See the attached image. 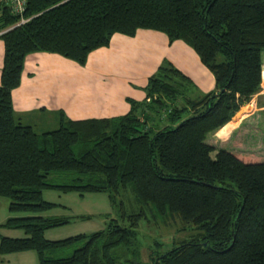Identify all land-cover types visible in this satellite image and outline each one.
I'll use <instances>...</instances> for the list:
<instances>
[{
	"label": "trees",
	"instance_id": "trees-1",
	"mask_svg": "<svg viewBox=\"0 0 264 264\" xmlns=\"http://www.w3.org/2000/svg\"><path fill=\"white\" fill-rule=\"evenodd\" d=\"M140 29L193 47L215 89L200 91L165 60L126 114L75 120L61 111L59 127L42 133L17 117L13 90L28 55L58 53L84 66L115 33ZM0 39V197L12 213L0 228L24 233L0 234L2 255L35 251L37 264H264V157L208 139L262 91L264 0H27L22 14L0 0ZM54 172L70 183L48 181ZM48 188L108 192L120 216L90 234L49 239L47 230L90 215L46 214L59 206L45 200ZM143 221L189 234L138 261Z\"/></svg>",
	"mask_w": 264,
	"mask_h": 264
},
{
	"label": "crops",
	"instance_id": "crops-1",
	"mask_svg": "<svg viewBox=\"0 0 264 264\" xmlns=\"http://www.w3.org/2000/svg\"><path fill=\"white\" fill-rule=\"evenodd\" d=\"M165 60L184 72L200 91L215 89L213 73L193 47L183 40L171 43L161 31L140 29L135 36L115 33L109 46L91 52L84 66L58 53L35 52L28 55L21 84L13 90L16 115L27 124H35L42 118L40 115L47 114L46 127H59L61 111L75 120L126 114L131 108L130 99L142 101L147 98L149 78ZM3 61L4 43L0 39V81ZM260 94L253 98L254 103H257ZM250 106L253 107V104H244L230 122L208 139L219 145L234 147L235 144L231 146L228 142L242 130V124L248 120L250 113L261 110L257 108L248 112L252 110ZM0 200V206L8 208L9 201L5 198ZM10 216L11 212L7 216L0 212V223ZM52 230H47L45 236L57 239ZM0 234L12 237L24 235L21 230L9 228H0ZM37 263L38 255L34 251L5 255L0 252V264Z\"/></svg>",
	"mask_w": 264,
	"mask_h": 264
},
{
	"label": "rangeland",
	"instance_id": "rangeland-1",
	"mask_svg": "<svg viewBox=\"0 0 264 264\" xmlns=\"http://www.w3.org/2000/svg\"><path fill=\"white\" fill-rule=\"evenodd\" d=\"M263 91L264 74L262 91L260 92L262 93L260 94V97L262 99H260L259 97L257 103H254L253 100L250 101V104H253V107L250 106L252 110L248 112H252L257 108L261 110L259 112L254 111L252 114L250 113V115L248 116V120L246 122H243L242 124V130H240L238 134L234 135V138L228 143L231 144V146H234L235 144V147H233L235 149H240L245 152L249 151L253 154L264 157V111H262L264 110V105H261L264 103ZM190 115V112H184L182 119ZM40 117L42 118L40 119L39 123H35L37 125L30 124L38 133L58 128L53 126L46 127L48 125L46 121H48L49 119V116L47 114H42L40 115ZM44 123H46L47 125ZM178 124L179 123H175L173 124V126H176ZM226 144L227 143H225L224 145ZM48 181L61 184L69 182L67 176L63 175L62 173L61 175H59V172H54L49 175ZM43 196L45 200L54 201L55 203L59 204V206H55L46 214H56L59 216L90 215V217L88 218L74 217L69 223L52 228V232L56 233L55 238H65L79 233H93L94 231L101 230L106 226V217L108 220L109 216L110 218H119L120 216V209L118 206H112L111 198L108 192H87L81 194L79 191L62 192L57 189L48 188L44 189ZM0 199H4V197H0ZM123 200L125 201L126 209L128 212H135L137 210L138 205L136 204L135 197L132 194L126 193L123 196ZM0 212H2L4 216H7V214L9 215L10 213L7 206L4 208L0 206ZM19 214L25 216L30 213L19 212ZM188 234L189 231H179L177 227L157 228L152 227L151 225H146L143 221L141 223V226L139 227V235L137 238V241L139 242L140 253L135 260L139 259L142 262H149L147 260L149 259L151 250H156L159 247L162 250L169 249L171 248L175 240L183 239L187 237ZM157 240L161 243L162 246L155 245V241ZM34 253L36 252L34 251ZM127 258L132 259L133 254H127L123 259Z\"/></svg>",
	"mask_w": 264,
	"mask_h": 264
},
{
	"label": "built area",
	"instance_id": "built-area-1",
	"mask_svg": "<svg viewBox=\"0 0 264 264\" xmlns=\"http://www.w3.org/2000/svg\"><path fill=\"white\" fill-rule=\"evenodd\" d=\"M6 2L12 8L14 13L22 14L26 8L27 0H1ZM27 19L22 17L21 23L26 22Z\"/></svg>",
	"mask_w": 264,
	"mask_h": 264
}]
</instances>
